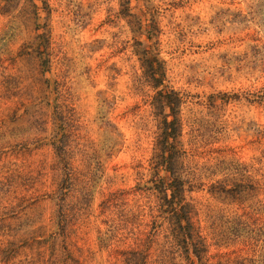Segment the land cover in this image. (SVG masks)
Instances as JSON below:
<instances>
[{
    "label": "rangeland",
    "instance_id": "obj_1",
    "mask_svg": "<svg viewBox=\"0 0 264 264\" xmlns=\"http://www.w3.org/2000/svg\"><path fill=\"white\" fill-rule=\"evenodd\" d=\"M147 53L184 99L178 171L212 264L251 260L239 215L264 210V0H0V264H126L101 205L113 195L126 228L156 173Z\"/></svg>",
    "mask_w": 264,
    "mask_h": 264
},
{
    "label": "trees",
    "instance_id": "obj_2",
    "mask_svg": "<svg viewBox=\"0 0 264 264\" xmlns=\"http://www.w3.org/2000/svg\"><path fill=\"white\" fill-rule=\"evenodd\" d=\"M144 64L147 82L158 91L156 108H160L164 116L161 123L162 149L153 166L156 173H152L150 181L133 194L135 198L145 200L143 206H137V211L124 212L126 228L117 224L114 218L112 209L117 207L119 201L113 195L104 200L101 205L103 212L107 213L104 235L110 239L118 238V244L113 245V248L121 245L128 247L119 252L121 260L129 256L126 264H165L167 252L177 255L184 252L185 264H212L214 258L208 254L206 237L203 230L197 227L193 206L186 199V180L178 171V160L187 153L179 141L183 133L181 111L184 99L169 85L165 61L147 53ZM166 110L169 113L165 115ZM143 194L146 195L144 198ZM242 210L239 216L246 230L241 234L244 237L242 251H249V246L254 250L251 260L236 264H264V210ZM129 218L138 222L129 226ZM150 225L152 234L147 232ZM158 236L166 241L161 249L154 248L152 242Z\"/></svg>",
    "mask_w": 264,
    "mask_h": 264
}]
</instances>
